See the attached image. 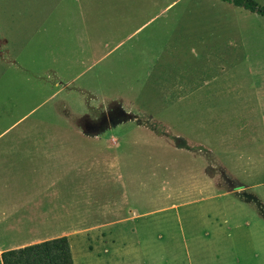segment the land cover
<instances>
[{
	"label": "rangeland",
	"instance_id": "obj_1",
	"mask_svg": "<svg viewBox=\"0 0 264 264\" xmlns=\"http://www.w3.org/2000/svg\"><path fill=\"white\" fill-rule=\"evenodd\" d=\"M46 190L72 264H264V16L0 0V207Z\"/></svg>",
	"mask_w": 264,
	"mask_h": 264
},
{
	"label": "crops",
	"instance_id": "obj_2",
	"mask_svg": "<svg viewBox=\"0 0 264 264\" xmlns=\"http://www.w3.org/2000/svg\"><path fill=\"white\" fill-rule=\"evenodd\" d=\"M174 2H171L167 7ZM41 195L46 198L36 197ZM49 197L48 190L40 193L32 191L18 196L8 202L6 206L0 207V254L6 250L58 237H66L68 242L70 233L67 232V224L64 223L67 212L63 210L64 206L61 204L52 205L51 202L49 204ZM36 236L40 237L36 239ZM257 258L256 255H253L254 260ZM0 264H2L1 260Z\"/></svg>",
	"mask_w": 264,
	"mask_h": 264
},
{
	"label": "trees",
	"instance_id": "obj_3",
	"mask_svg": "<svg viewBox=\"0 0 264 264\" xmlns=\"http://www.w3.org/2000/svg\"><path fill=\"white\" fill-rule=\"evenodd\" d=\"M233 7L243 9L257 16H264V7L253 0H218ZM2 264H72L66 237L27 245L21 248L3 251L0 254Z\"/></svg>",
	"mask_w": 264,
	"mask_h": 264
}]
</instances>
